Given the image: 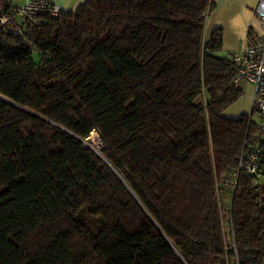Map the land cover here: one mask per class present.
Returning <instances> with one entry per match:
<instances>
[{"label":"trees","instance_id":"obj_1","mask_svg":"<svg viewBox=\"0 0 264 264\" xmlns=\"http://www.w3.org/2000/svg\"><path fill=\"white\" fill-rule=\"evenodd\" d=\"M214 5L84 0L29 40L0 29V264H236L227 231L262 264L264 139L223 115L242 89L222 28L204 38Z\"/></svg>","mask_w":264,"mask_h":264},{"label":"built area","instance_id":"obj_2","mask_svg":"<svg viewBox=\"0 0 264 264\" xmlns=\"http://www.w3.org/2000/svg\"><path fill=\"white\" fill-rule=\"evenodd\" d=\"M61 11V7L55 0H0V29L29 40L35 26L48 16H58ZM253 14L259 21V27L253 31L251 39L244 47L227 53L226 57L236 66L233 85L239 86L240 83L245 82L253 87L252 110H257L258 126L261 130L260 138L264 139V0L257 1ZM250 119H252V114H250ZM260 152V141H257L241 158V161H246L248 172L258 171ZM259 184L258 181L253 183L254 186H259ZM225 226L228 230V221L225 222ZM228 249L234 252V258L238 264L233 235L229 240Z\"/></svg>","mask_w":264,"mask_h":264},{"label":"crops","instance_id":"obj_3","mask_svg":"<svg viewBox=\"0 0 264 264\" xmlns=\"http://www.w3.org/2000/svg\"><path fill=\"white\" fill-rule=\"evenodd\" d=\"M84 0H55L62 10H74ZM216 8L211 16L213 20L210 27L204 31L206 39L212 27L222 26V51L223 55L244 47L251 34L259 27V21L253 14V8L258 0H213ZM231 25V28H229ZM252 86V85H251ZM253 89V87H251Z\"/></svg>","mask_w":264,"mask_h":264},{"label":"rangeland","instance_id":"obj_4","mask_svg":"<svg viewBox=\"0 0 264 264\" xmlns=\"http://www.w3.org/2000/svg\"><path fill=\"white\" fill-rule=\"evenodd\" d=\"M215 8H216V4L214 5V8L212 9V11L209 13V15L207 16V18L205 20V24H204V31L205 32L208 29V26L210 27V22L213 20V18L210 17V16H211V14H212V12L214 11ZM216 27H221L222 28V26H216ZM213 28H215V27H212L211 30ZM229 28H231V25H229ZM211 30H210V32H211ZM222 31H223V28H222ZM239 87H241V89H242V95L237 101L232 103L230 106H228L224 110L223 115L225 117L236 118L240 114H246V115H249V116L251 114V111H252V100H253V89L251 88L252 86L249 83L243 82V83H240ZM252 120L254 122H256V123L259 122V116H258V113L256 111H253ZM91 134L92 135L88 136L89 140L92 141L94 139V138H92V136H94L95 138L98 137L99 139L97 138V140H98L99 144L96 145L94 141L90 144L89 141L87 140V138L84 139V142L88 143L89 146H91L94 151L95 150L99 151L100 149L103 148L101 140H100V136L98 135L97 132H96L97 136H95L94 133H91ZM259 180L261 182V186L264 187V176L261 175ZM231 184H232V181H229L227 183V185H225L223 193H222L223 201L225 203V209L223 210V215H224L223 217H224L225 220L228 218L227 209H228V205H229V201H230V197H231V190H232L231 189ZM226 238H227V241L229 243V240H231V236H230V232H228V231L226 233ZM229 264H233L232 261H230Z\"/></svg>","mask_w":264,"mask_h":264},{"label":"bare ground","instance_id":"obj_5","mask_svg":"<svg viewBox=\"0 0 264 264\" xmlns=\"http://www.w3.org/2000/svg\"><path fill=\"white\" fill-rule=\"evenodd\" d=\"M91 133H94V132L92 131ZM91 135H92V134H91ZM94 135L97 136V134H95V133H94ZM90 138H91V137H90ZM92 138H94V139H93V140L91 139L92 141H90V140H89V141H90L91 143L94 141L95 144L98 145V144H99V143H98V140H97L98 137L95 138L94 136H92ZM88 139H89V137H88ZM98 139H99V138H98Z\"/></svg>","mask_w":264,"mask_h":264},{"label":"water","instance_id":"obj_6","mask_svg":"<svg viewBox=\"0 0 264 264\" xmlns=\"http://www.w3.org/2000/svg\"><path fill=\"white\" fill-rule=\"evenodd\" d=\"M2 99H4L3 97H1ZM4 100H6V99H4ZM91 147V146H90ZM92 148V147H91ZM96 151V150H95ZM98 154H100V152L97 150L96 151ZM262 264H264V257H263V260H262Z\"/></svg>","mask_w":264,"mask_h":264}]
</instances>
